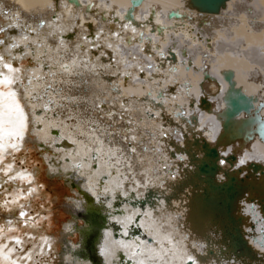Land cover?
<instances>
[{"label":"bare ground","instance_id":"1","mask_svg":"<svg viewBox=\"0 0 264 264\" xmlns=\"http://www.w3.org/2000/svg\"><path fill=\"white\" fill-rule=\"evenodd\" d=\"M0 31V85L12 87L0 88V150L29 141L43 148L51 169L76 180L70 213L84 222L65 226L77 245L67 246L64 234L13 236L0 250L8 262L50 264L61 245L60 264H264V0H228L216 14L193 0H0ZM71 43L72 56L58 52ZM22 58L36 69H17ZM93 73L84 89H108L115 75L120 125L117 116L83 117L78 105L74 120L63 121L68 109H54L56 99L82 97L80 88H50L53 104L40 96L47 80ZM240 94L246 111L224 131ZM126 122L131 133L122 131ZM203 143L217 152L213 180L230 174L242 186L232 216L252 256L228 250L224 209L219 218L201 209L206 185L194 180L193 161ZM250 164L263 174L253 177Z\"/></svg>","mask_w":264,"mask_h":264},{"label":"rangeland","instance_id":"2","mask_svg":"<svg viewBox=\"0 0 264 264\" xmlns=\"http://www.w3.org/2000/svg\"><path fill=\"white\" fill-rule=\"evenodd\" d=\"M22 21L23 20L21 19L19 20V22ZM1 32L2 31H0V40L3 39V34H1ZM82 40H84V38ZM70 45V48L61 49L58 50V52L72 56L77 51V49L75 48V46L73 48L72 43ZM82 47H85L84 44H82ZM238 47L239 46H235V48ZM88 49L90 51H93V47H89ZM70 51H72L73 53ZM83 52L84 50L81 51V53ZM58 57L61 58L62 55H59ZM22 59L23 60L21 61V63H19L17 69L21 68L22 70L27 68L26 70H31V67H33V69H36L33 61H31L30 58ZM208 61H210V58L208 59ZM113 62V60L108 61L109 64H112ZM192 63L193 62L191 61V64ZM205 64L207 63L205 62ZM88 71H90V69H86L85 73H88ZM116 71L118 73L123 72V70L120 68H116ZM44 73H46V71H44ZM81 75V79L86 78L85 74ZM97 75V73H93L85 80H74L77 82V84L76 82H71V78H75L74 74L69 75V80L65 79L58 82H55V80H47V82H51V86L46 85L44 89V92H46V94H41L40 96L46 98L44 99V101L48 100L46 103L53 104L54 102H51V100L48 98L47 93V90H49L50 88L52 90L58 89L59 92L56 93L57 95H59L60 92H62L63 94V92L66 93V91H71L72 87H76L78 89L80 88L82 90V95L85 98L83 96H75L66 100L56 99L57 102H61L62 104L55 103L53 105L54 109H63V111L68 109V112L60 114L61 117L62 115H64L63 121L72 122L74 120L68 115H73L74 112H72V110L74 108H77L78 105L82 110L81 113L84 114L82 115L83 117L86 116V110L94 114L97 112L103 113L105 115L104 117L106 118L108 115L114 118L117 116V120L119 119L117 122L120 125L121 121L120 117H118L117 115V108L119 105V97L123 96L121 95L119 84L117 82V84H115V75H108L111 78V81L107 83L109 86L108 89H110L114 83V86L116 87V92L114 91V93H120V95L112 94L108 89H98L97 91H95V87L92 89H84V86H88V81L92 82L94 80V77H97ZM62 82L64 84H62ZM185 82L187 81H183V84ZM56 83H59L60 86L58 87ZM9 85L5 86L1 84L0 88L6 91L5 89L12 88ZM52 94L54 93L52 92ZM68 106L71 107V109H69ZM45 108L48 109V107L46 106ZM112 109H115L116 111L113 112ZM121 115L123 114L121 113ZM136 119L137 117L135 116L134 120L136 121ZM123 124L124 128L121 126L122 131L125 130L131 133L133 122H126ZM56 130L57 129L55 128L51 129L52 132H55ZM160 132H163V130H161ZM51 136L56 137L55 134H52ZM28 137L32 141L34 140L31 135H29ZM163 138H166V135H163ZM143 144L144 143L142 142L139 146L142 147ZM7 149V152H5L4 150H0V156L2 157L0 161V250L6 245L8 241L12 240L13 236H25L26 234L32 233H41L40 237H44V235L46 234L57 238L64 234V240L67 246H71L72 243L74 245H77L80 238L77 235L76 231L68 230L65 228V226L71 222V224H77L78 227H82L84 225L83 220L80 219L81 213L79 211H73L77 216L75 217L76 219H74V217H72L70 213V210L76 209V207L71 206L72 202L80 196L79 194L76 195L77 190L69 187L68 184H74V181L76 180L70 182L69 179L72 175L60 176L61 174H58L56 171L51 169L50 165L52 163H47L50 160H45L42 156L43 148L38 147L33 142H26L24 146L18 147V149L15 150H13L12 147H8ZM61 160L66 163L65 157L59 159V162H62ZM165 168L166 167H162L163 170H165ZM66 173L71 174L72 170H68L66 171ZM25 175L28 176L26 177ZM171 177L173 178V176ZM13 204L17 205V207H15L14 209L13 207H8ZM6 207L10 209L7 210ZM29 244L27 245L28 247L26 246L27 251H24V253L22 252L23 255H25L31 248L29 247ZM55 251L56 252L51 253V256L46 259L50 264H60V254L62 253L61 245H58ZM8 261L9 260L6 258V256H4L3 253L1 254L0 251V264H12Z\"/></svg>","mask_w":264,"mask_h":264},{"label":"water","instance_id":"3","mask_svg":"<svg viewBox=\"0 0 264 264\" xmlns=\"http://www.w3.org/2000/svg\"><path fill=\"white\" fill-rule=\"evenodd\" d=\"M228 0H193L194 4L203 10L207 14H216ZM239 99H231L229 110L226 112V121L223 125L224 131L228 130L229 120L233 117L239 116L244 113L247 107V99L243 95H238ZM245 121V120H244ZM238 140H235L231 144H235ZM231 144L227 145L230 146ZM195 147L202 152V159L193 161V164H197L194 172V180L204 182L206 189L203 190L200 198L201 209L208 210L211 216L219 218L222 215V209H224L228 226L224 227V235L228 240L227 246L230 247L228 250H232L236 254L238 251L243 250L246 254L251 255V251L243 238L239 227L240 221H237L232 216V210L234 204L239 198V194L242 193L241 185L235 181V178L228 174L226 182L217 184L214 177L217 174V152L215 148L208 146L203 143L202 145L196 144ZM248 171H251L253 177H257V174H263L262 167L257 164H250ZM251 188H255L252 186ZM264 195V192H262ZM216 197V199H214ZM219 200V201H217ZM252 201V200H251ZM261 210L264 212V206L261 204Z\"/></svg>","mask_w":264,"mask_h":264},{"label":"snow or ice","instance_id":"4","mask_svg":"<svg viewBox=\"0 0 264 264\" xmlns=\"http://www.w3.org/2000/svg\"><path fill=\"white\" fill-rule=\"evenodd\" d=\"M17 14H19V13L17 12Z\"/></svg>","mask_w":264,"mask_h":264}]
</instances>
